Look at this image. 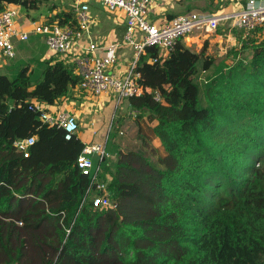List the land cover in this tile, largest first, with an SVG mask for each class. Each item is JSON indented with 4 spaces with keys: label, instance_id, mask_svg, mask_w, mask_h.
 Listing matches in <instances>:
<instances>
[{
    "label": "trees",
    "instance_id": "16d2710c",
    "mask_svg": "<svg viewBox=\"0 0 264 264\" xmlns=\"http://www.w3.org/2000/svg\"><path fill=\"white\" fill-rule=\"evenodd\" d=\"M44 1L0 0V13ZM52 11L77 26L74 9ZM242 50L250 62L216 70L208 43L196 52L181 39L165 61L139 64L162 97L128 100L139 148L116 147L113 164L91 157L103 181L113 177L117 210L94 206L103 193L78 166L82 138L30 109L69 98L73 66L45 61L37 81L30 66L0 74V264H264V41ZM34 136L25 157L14 144Z\"/></svg>",
    "mask_w": 264,
    "mask_h": 264
},
{
    "label": "built area",
    "instance_id": "2783aa9c",
    "mask_svg": "<svg viewBox=\"0 0 264 264\" xmlns=\"http://www.w3.org/2000/svg\"><path fill=\"white\" fill-rule=\"evenodd\" d=\"M229 12L212 13L191 11L163 24L150 21L149 12L155 0H74L73 9L77 26L61 25L59 20L49 19L36 21L31 28L21 23V8L15 4L6 5L0 13V63L17 58V45L27 44L31 36L41 38L52 55L59 56L73 66L80 77L79 87L93 97L114 96L116 106L134 97L154 93V99L162 102L159 92H154L141 83L142 75L138 71L139 64L146 62L155 64L170 57L171 51L179 40L192 35H200L206 39L225 38L237 41L235 28L245 33L264 29V2L261 0H227ZM91 4H99L109 13H120L125 19L126 30L121 41L112 40L104 46L97 45L92 39V27L95 24L91 14ZM228 26L217 35L220 27ZM105 49V54H100ZM127 48L133 57L119 74V50ZM155 48L158 55L148 56V50ZM111 72L112 74H109ZM30 109L39 113L40 119L50 127L63 129L66 140L79 136L78 118L65 110L53 111L42 103H33ZM36 141V137L20 139L15 142L19 152L29 156L28 148ZM107 143V141H106ZM100 159L109 158L106 144H90L84 147L78 157V166L84 175L92 177V188L103 193L94 199V206L104 210H117L118 205L110 197L106 180L101 179L100 167H95L92 156Z\"/></svg>",
    "mask_w": 264,
    "mask_h": 264
},
{
    "label": "crops",
    "instance_id": "0c3cea01",
    "mask_svg": "<svg viewBox=\"0 0 264 264\" xmlns=\"http://www.w3.org/2000/svg\"><path fill=\"white\" fill-rule=\"evenodd\" d=\"M261 1L264 2V0ZM228 4L229 2L227 0H155V4L151 7L149 12V19L153 23L163 24L191 11L212 12L218 14L227 13L229 12ZM58 13L60 12L53 11L50 16H55ZM91 14L95 21V24L92 27L93 42L97 45L104 46L112 40L121 41L123 39L126 25L122 14L109 13L99 4H91ZM45 19L48 18L42 16L41 19L30 20V22L33 23ZM202 42L208 43V54L211 56L213 50H215V52L217 51V53H223L226 50L225 47L227 44L235 45V42L229 41L226 38L221 40L219 36L205 40L200 37V35L195 34L183 40L185 46L191 50L194 47L200 48ZM17 50L16 59L0 63V74L4 72L5 74L3 75L9 76L8 73H11V71L16 69L17 72L23 67V65L28 66V64H26V59H24L25 55H27V58L30 60H37L39 64L45 61L57 60L67 62L64 59H60L59 56L52 55L44 41L35 35L31 36L29 43L24 45L18 44ZM196 52L199 51L197 50ZM105 53L106 51L103 48V51H101L100 54ZM119 55L118 71L119 74H123L133 57V53L127 48H121L119 50ZM70 106L72 108L71 113L82 121L83 124L88 122L87 130L82 134H79V137L82 138L85 144H106V141L110 138V140H112L111 142L122 151L139 148L140 141L137 137V127L134 120L137 112L132 111L128 101H125L122 105L117 107L113 95L110 97L108 95L93 97L84 92L78 85L73 89L69 98L62 99L56 105L48 106V108L53 111L65 110L70 112ZM116 119L118 121L117 131H114L112 130V127L114 120ZM110 131L111 133L113 132V137V134L111 135ZM126 134L129 136L133 134L134 137L136 135V140L137 143L139 142V145H136L134 141L133 143L136 146L129 145V142L127 143V140L123 137ZM107 144H109V142H107ZM112 155L116 157V152L113 151Z\"/></svg>",
    "mask_w": 264,
    "mask_h": 264
},
{
    "label": "rangeland",
    "instance_id": "374dc122",
    "mask_svg": "<svg viewBox=\"0 0 264 264\" xmlns=\"http://www.w3.org/2000/svg\"><path fill=\"white\" fill-rule=\"evenodd\" d=\"M73 5H74V0H47V1H44L43 4L41 5L40 10H38V11H29L28 12V11H25L24 9H21V13H22L21 14V16H22L21 23L24 24V26L26 28H31L32 23L30 22V20L41 19L42 16H45L49 20H52V17H54V16H50V14H52V12H53L52 10L60 9L63 11L65 9H68L70 11V10H73ZM31 17H35V18H31ZM227 28H228V26L220 27L217 34H220L222 32V30L228 31V30H226ZM235 29L236 30H234V32L239 37V40L235 41V45L234 44L233 45L227 44V46L225 47L226 50L223 53H221V52L217 53V51L215 52V50H213L212 56H214L215 60H216V68H215L216 70L218 68H221L224 66L233 65L235 62H238V61L250 62V60L253 56V52H252V50H242L243 45L246 42H249L250 40L257 41V43L264 41V29H262L260 31L253 32L249 36H247L246 38L244 36L245 33L242 30H240L239 28H235ZM204 45H205V42H202L200 48L194 47V48H192V50L193 51L198 50L200 52L203 49ZM208 48H209V46H208ZM24 59H26V64H28V66H30L31 69L33 70L34 81L39 80L41 77V66H40L41 63L39 64L37 60L28 59L27 55L24 56ZM27 59H28V61H27ZM213 72H214V68H212L209 72L203 74L202 79L203 80L207 79L208 77H210L213 74ZM16 73L17 72L15 69V70L11 71V73H8V74H9V76H13ZM2 74H5V73L3 72ZM44 105L49 106L46 104H44ZM71 110H72V108L70 106V112H72ZM98 114H100V113H98ZM78 121L80 123L79 134H82L83 132H85L87 130L88 122L83 124V122L80 121L79 119H78ZM117 124H118V121L116 119V120H114L112 130L117 131ZM111 131H110V134L112 135L113 132L111 133ZM126 135H124L123 137L125 140H127V143L129 142V145H134V146L139 145V142L137 143V140H136V135H135V137L133 136V134L131 136H129L128 134H126ZM113 136H114V134L112 135V137ZM115 136H116V134H115ZM111 141L112 140H110V138L107 140V142H109V144L106 143V147H107V152L110 155L108 160L110 161V163L113 164L116 160V157H114L112 154H113V151L116 152V146ZM133 141L136 143V145L133 143ZM86 145H90V143H86Z\"/></svg>",
    "mask_w": 264,
    "mask_h": 264
},
{
    "label": "water",
    "instance_id": "95a60500",
    "mask_svg": "<svg viewBox=\"0 0 264 264\" xmlns=\"http://www.w3.org/2000/svg\"><path fill=\"white\" fill-rule=\"evenodd\" d=\"M109 74H112V73L109 72ZM131 109H132V107H131ZM112 181H113V177L111 175L107 174L106 175V184L108 187L111 185Z\"/></svg>",
    "mask_w": 264,
    "mask_h": 264
}]
</instances>
